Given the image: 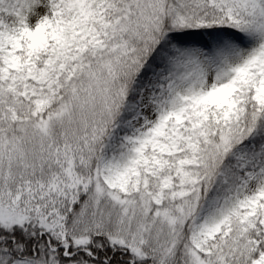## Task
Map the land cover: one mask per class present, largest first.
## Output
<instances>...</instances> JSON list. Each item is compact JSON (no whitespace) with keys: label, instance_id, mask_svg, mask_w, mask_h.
I'll return each mask as SVG.
<instances>
[{"label":"snow or ice","instance_id":"snow-or-ice-1","mask_svg":"<svg viewBox=\"0 0 264 264\" xmlns=\"http://www.w3.org/2000/svg\"><path fill=\"white\" fill-rule=\"evenodd\" d=\"M0 264H264V0H0Z\"/></svg>","mask_w":264,"mask_h":264}]
</instances>
